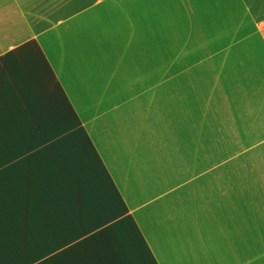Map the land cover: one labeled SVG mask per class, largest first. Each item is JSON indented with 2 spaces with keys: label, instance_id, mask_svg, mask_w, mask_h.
Segmentation results:
<instances>
[{
  "label": "crops",
  "instance_id": "crops-1",
  "mask_svg": "<svg viewBox=\"0 0 264 264\" xmlns=\"http://www.w3.org/2000/svg\"><path fill=\"white\" fill-rule=\"evenodd\" d=\"M0 264H264V0H0Z\"/></svg>",
  "mask_w": 264,
  "mask_h": 264
},
{
  "label": "rangeland",
  "instance_id": "rangeland-1",
  "mask_svg": "<svg viewBox=\"0 0 264 264\" xmlns=\"http://www.w3.org/2000/svg\"><path fill=\"white\" fill-rule=\"evenodd\" d=\"M186 48V46L182 45L181 43L178 44V50L180 51H184ZM193 50L201 52V45L199 43H193ZM200 78V77H199Z\"/></svg>",
  "mask_w": 264,
  "mask_h": 264
},
{
  "label": "snow or ice",
  "instance_id": "snow-or-ice-1",
  "mask_svg": "<svg viewBox=\"0 0 264 264\" xmlns=\"http://www.w3.org/2000/svg\"><path fill=\"white\" fill-rule=\"evenodd\" d=\"M97 2H99V0H97Z\"/></svg>",
  "mask_w": 264,
  "mask_h": 264
}]
</instances>
